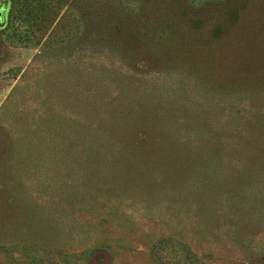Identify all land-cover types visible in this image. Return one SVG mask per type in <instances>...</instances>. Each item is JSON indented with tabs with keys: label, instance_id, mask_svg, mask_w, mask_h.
<instances>
[{
	"label": "rangeland",
	"instance_id": "374dc122",
	"mask_svg": "<svg viewBox=\"0 0 264 264\" xmlns=\"http://www.w3.org/2000/svg\"><path fill=\"white\" fill-rule=\"evenodd\" d=\"M0 264H264V0H0Z\"/></svg>",
	"mask_w": 264,
	"mask_h": 264
}]
</instances>
